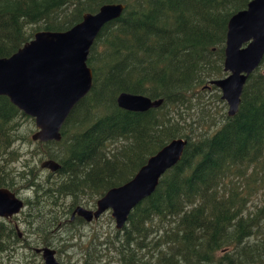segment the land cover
<instances>
[{
	"label": "trees",
	"instance_id": "16d2710c",
	"mask_svg": "<svg viewBox=\"0 0 264 264\" xmlns=\"http://www.w3.org/2000/svg\"><path fill=\"white\" fill-rule=\"evenodd\" d=\"M248 1L0 0V58L38 31H65L103 4L124 6L89 49L91 88L68 114L58 142L31 141L33 119L0 96V187L31 194L22 204L36 241L26 239L25 247L48 240L42 223L84 222L60 220L129 181L148 157L181 138L180 160L101 243L106 256L93 247L81 264L264 263V71L248 76L232 117L220 96L206 97L217 89L204 88L223 76L226 23ZM119 93L162 103L129 112L116 106ZM47 159L59 170L39 168ZM66 199L67 206L59 204ZM18 235L0 220V259L14 253Z\"/></svg>",
	"mask_w": 264,
	"mask_h": 264
},
{
	"label": "water",
	"instance_id": "95a60500",
	"mask_svg": "<svg viewBox=\"0 0 264 264\" xmlns=\"http://www.w3.org/2000/svg\"><path fill=\"white\" fill-rule=\"evenodd\" d=\"M123 8L118 3L103 4L93 14H83L69 29L38 31L9 57L0 58V96L33 119L31 141L60 140L59 131L68 114L91 88V71L86 65L89 49L104 24L118 18ZM263 57L264 0H250L226 23L222 62L226 75L208 82L219 90L228 117L236 114L243 86ZM21 60L28 66L22 68ZM161 103L162 99L129 93L115 97L116 106L129 112H145ZM185 145L186 140L172 139L148 157L129 181L99 197L94 210L76 206L71 218L77 216L89 223L109 211L115 229L120 230L132 209L154 192L160 177L180 160ZM39 168L55 173L59 165L47 159L39 163ZM0 207V218H10L22 210L23 204L14 193L0 188ZM34 251L41 255L43 264H60L52 249Z\"/></svg>",
	"mask_w": 264,
	"mask_h": 264
},
{
	"label": "rangeland",
	"instance_id": "374dc122",
	"mask_svg": "<svg viewBox=\"0 0 264 264\" xmlns=\"http://www.w3.org/2000/svg\"><path fill=\"white\" fill-rule=\"evenodd\" d=\"M84 14H88V13H84ZM89 14H93V13H89ZM31 39H29V40H31ZM258 70L261 72L264 71V62L261 65H259ZM225 75H226V73H223V76L221 78H223ZM218 79H220V78H218ZM206 86H208V87H206ZM209 87H211V86L208 85V83H207V85L204 86V88H207V89ZM215 89H217V88L215 87ZM217 91L218 92H216V91L207 92L208 94L206 97H208L210 95V93H212L211 96L213 95V93H214V95L217 94L218 96H220V92L218 89H217ZM212 105H213V107H216V108L219 107V104L216 105L215 102H213ZM211 111L213 113H215L216 116H218V114H220L219 111L215 112V111H213V109ZM225 111H226V107H225ZM191 121L190 120L186 121L184 129H187V124H189ZM181 124H183V123H181ZM31 126H32V124H31ZM194 127H195V125H192V128H194ZM26 151L27 150L23 149V151L20 152L21 155ZM23 158H24V155L21 157V159H23ZM19 160L20 159L18 157L17 161H19ZM13 164L16 165V161H14ZM13 164L11 165V167L15 168V166ZM45 174H46V172H43L42 175L44 176ZM55 175L53 177H55ZM0 188H5V187H0ZM30 195L31 194L29 192L22 191V193L15 195V196L17 197V199L22 201L24 198L29 197ZM260 198L261 197H257L255 199H253L252 204L258 203V200ZM62 202H63V204H62ZM94 203H95V201H94ZM94 203L85 204L82 202V203H80V205H77V206H82V207L87 208V209H92L94 206ZM59 204L62 206H64V205L67 206L69 204V200L68 199H66L64 201L61 200L59 202ZM60 209L61 208H58L57 211H59ZM43 210H47V209H42L41 212ZM26 211H27V208L24 207L23 210L19 214H16L14 216V218L11 217V219L9 218V219H5V220L1 219V220H4L5 225H7V226H12V227L16 226L18 228L19 232H21V234H22V239H27L26 235L28 234L27 233L28 227H27L25 220H24L25 219L24 214L26 213ZM61 216H64L63 213ZM49 217H50V215H49ZM66 219L67 218L64 217V218H62V221L60 220V222L63 223ZM53 222H48V224L46 222L42 223L43 227L41 229H45V233L54 232V233H50V235L48 236L49 247L51 249H54L55 252L57 251L58 255L55 254V259L62 264H81V262L83 260V255L86 253L87 250H92L93 247L95 249V252H97L98 256H100V257L106 256L105 252H101L104 248V245H101V243L105 240L110 239L112 234H113V231H117L115 229V226H114V221L110 217L109 211H106L102 216H100V218L97 221L91 222V223L82 222V223H76L74 225L73 224L69 225V224L65 223L64 226L63 225L62 226L61 225L56 226V223H53ZM60 222H58V223L60 224ZM70 238H71V240H70ZM32 239H33V237H32ZM22 243H23V241L17 243L13 247L12 251H14V253L12 255H9L10 256L9 258L6 257L3 259H0V264H21V263L42 264L41 258H39L38 256L35 257V255L34 256L31 255V250L21 249ZM99 250H101V251H99ZM109 256H110V254H109ZM101 259H104V258H101Z\"/></svg>",
	"mask_w": 264,
	"mask_h": 264
},
{
	"label": "flooded vegetation",
	"instance_id": "af4514ba",
	"mask_svg": "<svg viewBox=\"0 0 264 264\" xmlns=\"http://www.w3.org/2000/svg\"><path fill=\"white\" fill-rule=\"evenodd\" d=\"M27 192H29V191H27ZM29 193H30V192H29ZM97 199H98V198H97ZM97 199H96V200H97ZM96 200H95V201H96ZM94 205H95V203H94ZM74 208H75V207H74ZM74 208H73V209H74ZM83 208H84V207H83ZM73 209H72V211H73ZM85 209H87V208H85ZM94 209H95V206H93V208H92V209H89V210H94ZM72 211L69 213V215H67V219H66L64 222L71 223V222H73L74 219H76V218L81 219L80 217H77V216H73V218H71V213H72ZM104 213H105V212H104ZM104 213H103V214H104ZM103 214H102V215H103ZM102 215H101V216H102ZM99 218H100V216H99ZM99 218H98V219H99ZM1 219H4V220H5L6 218H0V220H1ZM98 219H97V220H98ZM81 220H82V219H81ZM97 220H92L91 222H95V221H97ZM83 221H84V220H83ZM91 222H89V223H91ZM85 223H86V222H85ZM20 233H21V232H20ZM50 233H54V232H50ZM17 237H18V238H21V237H22V234H21L20 236L18 235ZM26 237H27V241L34 240V239H32V237H33L32 235H28V234H27ZM26 237H25V238H26ZM33 238H34V237H33ZM25 240H26V239H22V240H20V242H21V241L24 242ZM34 241H36V240H34ZM28 244H29V243H27V246L25 247V244L22 243V244H21V249H30V250L33 249V250H34V249L43 248V247H47V248L51 249V248L49 247V241H48V240H43L42 243L39 244V245H37L36 247L32 246L31 244H29V245H28ZM52 250L54 251V257H55L56 252H55L54 249H52ZM34 253H35V252H34ZM35 255L38 256L39 258H41V255H40V254L35 253ZM41 261H42V260H41ZM56 261H57V260H56ZM57 262H58V261H57ZM59 263H60V262H59ZM42 264H43V262H42ZM60 264H62V263H60Z\"/></svg>",
	"mask_w": 264,
	"mask_h": 264
},
{
	"label": "bare ground",
	"instance_id": "6f19581e",
	"mask_svg": "<svg viewBox=\"0 0 264 264\" xmlns=\"http://www.w3.org/2000/svg\"><path fill=\"white\" fill-rule=\"evenodd\" d=\"M27 50V49H26ZM30 50V49H29ZM27 50V51H29ZM35 52V51H34ZM34 56V54H33ZM25 58V57H24ZM24 61V60H23ZM22 60H21V67L24 68V67H27L28 65H26V63H24ZM34 142V141H33ZM2 209V207H0V210ZM83 220V219H82ZM85 222V221H84Z\"/></svg>",
	"mask_w": 264,
	"mask_h": 264
}]
</instances>
